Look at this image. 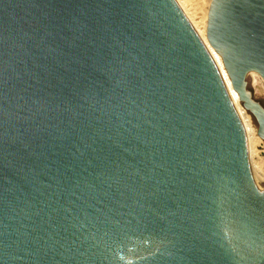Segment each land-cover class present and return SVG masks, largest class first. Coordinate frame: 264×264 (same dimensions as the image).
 <instances>
[{"label": "water", "instance_id": "95a60500", "mask_svg": "<svg viewBox=\"0 0 264 264\" xmlns=\"http://www.w3.org/2000/svg\"><path fill=\"white\" fill-rule=\"evenodd\" d=\"M208 50L264 141V0ZM174 0H0V264H264V179Z\"/></svg>", "mask_w": 264, "mask_h": 264}, {"label": "bare ground", "instance_id": "6f19581e", "mask_svg": "<svg viewBox=\"0 0 264 264\" xmlns=\"http://www.w3.org/2000/svg\"><path fill=\"white\" fill-rule=\"evenodd\" d=\"M180 11L182 12L183 16L200 39L204 47L207 49L208 53V42L206 39V25H207V16L208 10L210 6L211 0H174ZM214 64L216 65L218 71L220 72L224 84L230 94L232 102L236 108L238 113L239 119L242 124V128L244 131L245 141H246V153H247V161H248V168L250 173V178L253 185L257 188L258 185L264 179V164L260 165L253 161L252 157L256 155L255 147L258 143L262 140L256 135L257 132V124L253 117L242 107L239 100H237L231 89L230 81H228L222 74L221 70L219 69L217 63L213 59L212 55L210 54ZM258 77L259 78V93L262 96L260 98L264 101V83L262 82L261 78L254 72L248 73L246 77V83L250 90V82L253 80L252 78ZM256 86V87H257ZM251 91V90H250ZM252 92V91H251ZM253 95V92H252ZM254 97V96H253Z\"/></svg>", "mask_w": 264, "mask_h": 264}, {"label": "rangeland", "instance_id": "374dc122", "mask_svg": "<svg viewBox=\"0 0 264 264\" xmlns=\"http://www.w3.org/2000/svg\"><path fill=\"white\" fill-rule=\"evenodd\" d=\"M252 79L253 80L249 84L250 90L253 92V96L255 99H260V98H262V96L260 95V93L258 91L259 90V87H258L259 84H257V82L259 81V78L254 77ZM255 152H256V155H254L252 157L253 161L260 164V165H263L264 164V141H261L260 143L257 144V146L255 147Z\"/></svg>", "mask_w": 264, "mask_h": 264}]
</instances>
